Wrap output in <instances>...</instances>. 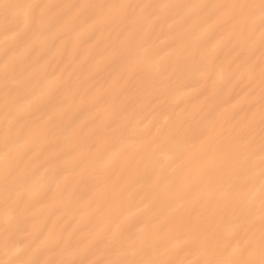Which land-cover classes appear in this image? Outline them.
Wrapping results in <instances>:
<instances>
[{
	"label": "bare ground",
	"instance_id": "obj_1",
	"mask_svg": "<svg viewBox=\"0 0 264 264\" xmlns=\"http://www.w3.org/2000/svg\"><path fill=\"white\" fill-rule=\"evenodd\" d=\"M0 264H264V0H0Z\"/></svg>",
	"mask_w": 264,
	"mask_h": 264
}]
</instances>
